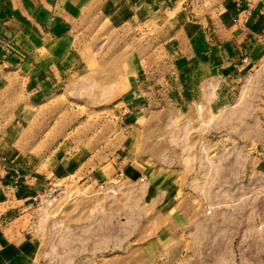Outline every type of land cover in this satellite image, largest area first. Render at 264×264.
I'll return each instance as SVG.
<instances>
[{"label":"rangeland","instance_id":"374dc122","mask_svg":"<svg viewBox=\"0 0 264 264\" xmlns=\"http://www.w3.org/2000/svg\"><path fill=\"white\" fill-rule=\"evenodd\" d=\"M220 2L183 0L154 20L89 0L73 65L0 68V148L35 187L59 188L40 206L12 203L8 232L35 240L36 263L264 264V24L242 80L186 101L165 90ZM136 74L150 82L139 99Z\"/></svg>","mask_w":264,"mask_h":264},{"label":"crops","instance_id":"0c3cea01","mask_svg":"<svg viewBox=\"0 0 264 264\" xmlns=\"http://www.w3.org/2000/svg\"><path fill=\"white\" fill-rule=\"evenodd\" d=\"M88 1L0 0V68L32 72L38 67H52V64L58 69L66 64L73 65L71 53L67 51L76 50V23ZM121 1L124 2L121 6L124 17L142 13V16L148 15L155 20L166 16L170 6L183 0ZM195 24L200 28L201 37L188 53L176 57L174 71L177 73H173L175 76L168 80L165 89L169 96L183 101L194 99L200 85L205 82L232 83L239 78L242 80L244 73L255 67L251 53L257 46L251 35L264 24V3L222 0L213 22L204 25L201 20ZM249 50L251 52L247 55ZM244 59L247 62L242 63ZM10 75L0 73V100L11 96V88L5 84L9 82ZM137 75L134 76V92L139 99L145 96L140 89H148L150 82ZM14 155L11 147L0 148V160L3 159L0 162V205L10 203L8 208L0 211V264H39L36 263L39 250L35 240L26 235L21 238L16 230L12 233L8 231L20 210L12 203L26 201L28 197L31 200L47 186L35 187L30 168L24 163L16 167L22 175L16 188L10 179L15 169L13 163L17 160V157L12 160ZM262 155L264 163V152Z\"/></svg>","mask_w":264,"mask_h":264},{"label":"built area","instance_id":"2783aa9c","mask_svg":"<svg viewBox=\"0 0 264 264\" xmlns=\"http://www.w3.org/2000/svg\"><path fill=\"white\" fill-rule=\"evenodd\" d=\"M253 8V4L250 5V9ZM247 62L246 59L242 61V63ZM10 179L13 181V183L16 185L15 187H19L20 180H21V174L19 170H14L12 172V175L10 176ZM59 188L56 185H53L50 188L45 189L42 193H37L33 197H31V202L37 206L43 205L48 200L52 199L56 193L58 192Z\"/></svg>","mask_w":264,"mask_h":264}]
</instances>
